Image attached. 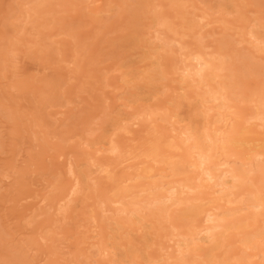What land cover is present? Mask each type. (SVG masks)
<instances>
[{
	"label": "rangeland",
	"instance_id": "1",
	"mask_svg": "<svg viewBox=\"0 0 264 264\" xmlns=\"http://www.w3.org/2000/svg\"><path fill=\"white\" fill-rule=\"evenodd\" d=\"M263 169L264 0H0V264H264Z\"/></svg>",
	"mask_w": 264,
	"mask_h": 264
},
{
	"label": "bare ground",
	"instance_id": "2",
	"mask_svg": "<svg viewBox=\"0 0 264 264\" xmlns=\"http://www.w3.org/2000/svg\"><path fill=\"white\" fill-rule=\"evenodd\" d=\"M231 139H233V138H231ZM233 140H235V141H238V142H241L242 140L240 139V138H238V139H236V138H234ZM197 143V142H196ZM188 152V151H187ZM181 158V157H180ZM184 161H186V160H184ZM197 161H199V160H197ZM183 166V165H182ZM176 167H180V166H176ZM172 169V168H171ZM175 169H177L178 170V168H175ZM183 169V168H182ZM263 171H264V169H263ZM214 173V172H213ZM264 175V174H263ZM216 184V183H215ZM173 187V186H172ZM217 187V186H216ZM220 187V186H219ZM257 196V195H256ZM260 198V197H259ZM160 206V205H159ZM164 206V205H163ZM163 211V210H162ZM205 211V210H204ZM188 212H190L189 214H188V216L189 215H193V214H196L197 212H198V210H197V207L196 208H193L192 210L190 209V211H188ZM187 212V213H188ZM158 213V212H157ZM260 233V232H259ZM209 256V255H208ZM178 260V259H177ZM180 262V261H179Z\"/></svg>",
	"mask_w": 264,
	"mask_h": 264
}]
</instances>
